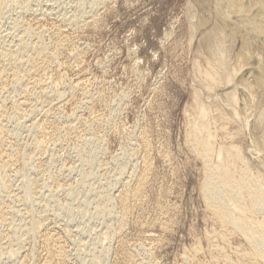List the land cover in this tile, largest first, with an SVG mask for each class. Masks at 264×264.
<instances>
[{"label":"rangeland","instance_id":"1","mask_svg":"<svg viewBox=\"0 0 264 264\" xmlns=\"http://www.w3.org/2000/svg\"><path fill=\"white\" fill-rule=\"evenodd\" d=\"M21 1L31 6L22 13L25 21L39 17L48 26L67 29L81 49L77 56H70L66 47L55 70L61 76L56 91L64 96L61 117H66H62L66 125L76 122L79 116H99L111 123L107 128H98L104 148L91 168L81 165L76 139L59 146L46 142L41 154L33 148L35 137L21 132L20 146L30 159L21 165L39 190L30 193L28 199L26 196V202L38 214H49V218L44 217L58 234L69 263L117 264L121 259L117 239L108 234L117 221L104 209L103 201L109 195L115 200L119 194L122 184L117 174L124 182L132 172H141L140 138L146 135L151 147L150 182L143 205L128 218L124 238L132 245L142 234L156 235L160 240L153 244L152 254L148 253L153 264H222L227 258L234 264H264L252 255L244 235L220 223L202 192L208 164L199 155L203 151L196 135H211L214 164L221 163L217 155L221 148L244 146V139L237 133L238 124L227 119L215 99L222 82L207 79L217 67L190 30V0H103L93 12L90 0ZM18 10L8 13L11 21L21 16ZM80 10L86 12L89 24L63 27V17ZM9 17L3 26L10 23ZM44 38L50 44L56 35L50 32ZM85 92L94 96L93 103L80 108L72 122L71 113ZM201 110L206 112L204 117ZM43 115L37 113L33 120L47 119ZM193 128L194 132L200 130L199 134ZM193 133L195 136H191ZM85 170L90 177L82 181ZM19 180L14 181L15 189L23 197L24 180ZM51 199L63 206L59 213L53 209ZM158 220L164 223L163 229L158 227ZM17 222L23 221L17 218ZM28 244L38 245L39 239L33 238ZM8 251L1 241L0 264H20L22 258ZM188 256L195 257V261H188Z\"/></svg>","mask_w":264,"mask_h":264},{"label":"bare ground","instance_id":"2","mask_svg":"<svg viewBox=\"0 0 264 264\" xmlns=\"http://www.w3.org/2000/svg\"><path fill=\"white\" fill-rule=\"evenodd\" d=\"M102 1L90 0V4H94L91 11ZM188 4L189 25L195 41L217 67L207 74V79L214 80L216 84H219L218 80L222 82L221 89L216 91L214 97L227 119L238 124L237 133L244 139V146L233 145L218 151L221 163L227 160L222 165L220 161L215 164L212 161L214 148L211 135L205 138H199L202 134L199 137L196 135V143L203 151L199 155L208 164H205L208 168L202 192L208 208L220 223L244 235L252 247V255L256 260L264 261V0H190ZM13 9H19L21 16L11 21L8 13ZM29 10V2L0 0V239L5 249L22 258L20 264H70L58 234L46 221L49 214H38L36 208L28 206L26 202L30 193L36 191L37 184L29 179L21 165L23 161L30 160L26 159L28 157L20 146L21 132L24 130L35 137L32 138L33 148L40 153L46 142L59 146L76 139L75 149L81 165L91 168L104 148L98 128L111 123L99 116L92 119L77 116L80 108L93 103V95L85 92L83 99L73 109L72 118L69 116L72 122L78 117L77 121L66 125L62 119L64 116L61 117L64 96L56 91L61 76L55 70L66 47L70 56H77L81 49L67 29L48 26L39 17L25 21L22 13ZM85 14L84 10H80L63 17L64 20L61 18L65 25L63 27L89 24ZM7 17L10 23L3 26L2 22ZM50 32L56 35V39L48 44L44 36ZM215 88L213 86L212 89ZM37 113H43L47 119L33 120V115ZM201 113L203 117L206 115L204 110ZM196 130L194 132L193 128L195 134L200 131ZM194 133L191 136H195ZM139 148L143 158L141 172H132L124 182L123 176L117 174L118 183L121 181L122 184L119 194L115 200L109 195L103 201L104 209L117 221V225L108 231L109 236L119 243L121 259L117 264H153L148 253H151L153 244L160 240L154 234H142L132 246L124 238L128 218L145 201L152 171L151 147L146 135L140 138ZM120 173L123 174L122 170ZM89 177V172L85 170L81 180ZM16 178L24 180L22 191L26 194L23 197L15 189ZM52 207L59 213L63 206L54 199ZM17 218L23 222H17ZM160 220L157 223L162 228L164 223ZM33 238H38L39 244L27 247ZM185 258L195 261V257ZM229 260L227 258L222 264H234Z\"/></svg>","mask_w":264,"mask_h":264}]
</instances>
